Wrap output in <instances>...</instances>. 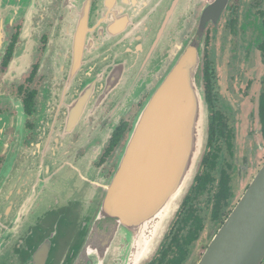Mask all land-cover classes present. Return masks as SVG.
Returning <instances> with one entry per match:
<instances>
[{"label":"flooded vegetation","instance_id":"flooded-vegetation-1","mask_svg":"<svg viewBox=\"0 0 264 264\" xmlns=\"http://www.w3.org/2000/svg\"><path fill=\"white\" fill-rule=\"evenodd\" d=\"M212 1H0V172L15 157L38 172L49 152L67 172H79L86 160L90 177L59 188L68 180H56V167L52 180L3 181L2 264H32V234L42 233L35 226L58 209L49 205L54 199H62V211L94 208L95 181L110 179L158 81L148 83L157 34L164 37L166 25L198 21ZM21 53L27 61L14 69ZM202 76L207 147L149 264H198L264 164V0H228L217 20L207 22ZM203 235L210 241L196 256Z\"/></svg>","mask_w":264,"mask_h":264},{"label":"water","instance_id":"water-1","mask_svg":"<svg viewBox=\"0 0 264 264\" xmlns=\"http://www.w3.org/2000/svg\"><path fill=\"white\" fill-rule=\"evenodd\" d=\"M227 3L213 0L185 40L186 24L181 22L170 30L166 25V39L157 34L148 58L158 81L133 122L110 179L95 181L94 212H78L72 219L74 216L64 211L62 217L56 216L57 221L62 220L59 232L57 224L54 228L44 223L35 226L43 232L32 234V264H149L153 260L207 147L208 111L202 76L205 30L207 22L216 21ZM26 61L21 53L14 69ZM16 158L0 172V187L15 176L52 180L56 167L59 181L90 178L86 160L79 164V172H67L48 152L41 156L43 165L36 172ZM63 204L62 199L49 203L58 208ZM263 260L264 164L198 264H261Z\"/></svg>","mask_w":264,"mask_h":264},{"label":"rangeland","instance_id":"rangeland-1","mask_svg":"<svg viewBox=\"0 0 264 264\" xmlns=\"http://www.w3.org/2000/svg\"><path fill=\"white\" fill-rule=\"evenodd\" d=\"M204 2H205V1H202V2H201V6H202V4H203ZM197 12H198V11H197ZM72 18H73V17H72ZM194 24H195V19L192 20L190 24H189V23H186V28H185V30H184V32H183L182 40H185L186 38L189 37V35L191 34V31H192V28H193ZM175 25H176V23L170 25L169 28H168V30H170V29L172 28V26L175 27ZM167 36H168V34L166 33L165 37H163V38L166 39ZM145 46H148V44L145 45ZM169 60H170V58H169ZM159 68H160V66H158V67L155 69V71H157ZM163 73H164V72H163ZM164 74H165V73H164ZM154 76H155V75H153V73H152V75L148 78V83L153 79ZM161 76H163V75H161ZM223 77H224V81H225L223 86H227V87H229V91L232 90V82H231V77H230L229 72L224 71V72H223ZM155 86H156V85H154L153 88H155ZM144 87H146V85H144ZM139 90H140V89H139ZM152 90H153V89H152ZM223 90H224V92H225V88H223ZM228 94H229V92H225V95H228ZM262 156L264 157V152H263ZM35 160L38 161L37 158L32 159V161H35ZM70 182H72V180H69L68 182H66V185H67V186L70 185L71 187H74V184H73V183H70ZM71 197H72V195H71ZM62 208H63V207H62ZM39 210H40V213H43V215L47 213V211H45V209L42 208V207H41V209H39ZM63 212H64V211L61 210V207L58 208V209H56V213L53 214V215H52V214H49V212H48V214H47V218L44 220L43 223L49 225L51 228H54L55 224H57V226H58V232H59V227H60V223L62 222V220L57 221V220H56V219H57L56 216L60 215V216L62 217ZM93 212H94V209L92 208V209H90V212L87 211V213L84 212L83 214H84V215H86V214H87V215H90V214H92ZM95 212H96V211H95ZM65 213H68V214L73 215L74 217H73L72 219H75V218H76V214L74 213V211H71V210L65 209ZM81 213H82V212H81ZM77 216H78V215H77ZM173 220H174V219H173ZM54 222H56V223H54ZM172 222H173V221H172ZM172 222H171V223H172ZM171 223H170V225H171ZM169 228H170V227H169ZM168 230H169V229H168ZM55 231H56V230H54V232H55ZM167 232H168V231H167ZM58 237H59V236H58ZM206 238H207V235H206V236L203 235V236H202V239L199 240V241L197 242V245H196V247L194 248V252L197 251L196 256H200L201 253L204 252V248H206V246H207V242L210 241V240L207 241ZM61 244H63V243H61ZM198 250L200 251V253H198Z\"/></svg>","mask_w":264,"mask_h":264},{"label":"trees","instance_id":"trees-1","mask_svg":"<svg viewBox=\"0 0 264 264\" xmlns=\"http://www.w3.org/2000/svg\"><path fill=\"white\" fill-rule=\"evenodd\" d=\"M206 100V99H205Z\"/></svg>","mask_w":264,"mask_h":264}]
</instances>
